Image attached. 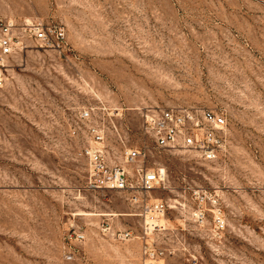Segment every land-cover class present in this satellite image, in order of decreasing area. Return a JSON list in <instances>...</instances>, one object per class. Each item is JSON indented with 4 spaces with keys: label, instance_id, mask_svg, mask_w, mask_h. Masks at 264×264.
<instances>
[{
    "label": "rangeland",
    "instance_id": "rangeland-1",
    "mask_svg": "<svg viewBox=\"0 0 264 264\" xmlns=\"http://www.w3.org/2000/svg\"><path fill=\"white\" fill-rule=\"evenodd\" d=\"M6 18L66 38L30 39L0 89V264H145L148 245L165 251L156 264H264V0H0ZM166 107L224 112L221 157L156 152L143 114ZM91 124L113 159L123 138L163 168L165 230L145 235L126 193L87 188ZM197 188L217 193L222 238L192 215Z\"/></svg>",
    "mask_w": 264,
    "mask_h": 264
},
{
    "label": "built area",
    "instance_id": "built-area-1",
    "mask_svg": "<svg viewBox=\"0 0 264 264\" xmlns=\"http://www.w3.org/2000/svg\"><path fill=\"white\" fill-rule=\"evenodd\" d=\"M66 38L65 29L47 25L43 20L17 22L12 18L0 19V89L7 84L10 70L17 56L29 48V40L43 48H60ZM92 117L91 110L81 113L83 120ZM142 131L153 143L154 150L194 153L205 161H215L222 155L229 133V123L224 112L198 107H166L147 110L143 114ZM87 134L92 144L84 147L87 159V188L93 191H117L126 193L128 200L137 206L143 220V233L165 230L161 223L168 211L164 199L154 192L166 188L165 172L161 166L152 164L148 148L140 143H128L121 138V160L113 159L106 145L107 133L103 127L91 124ZM195 206L192 215L197 222L210 221L214 238H222L227 229L224 208L217 193L197 188L193 191ZM264 235V211L262 213ZM130 231L120 232L123 239ZM69 241L85 239V233L70 231ZM73 249L67 259H73ZM161 248L145 246V264H156L164 256Z\"/></svg>",
    "mask_w": 264,
    "mask_h": 264
},
{
    "label": "bare ground",
    "instance_id": "bare-ground-1",
    "mask_svg": "<svg viewBox=\"0 0 264 264\" xmlns=\"http://www.w3.org/2000/svg\"><path fill=\"white\" fill-rule=\"evenodd\" d=\"M31 21V20H30ZM87 214H91V213H87Z\"/></svg>",
    "mask_w": 264,
    "mask_h": 264
}]
</instances>
